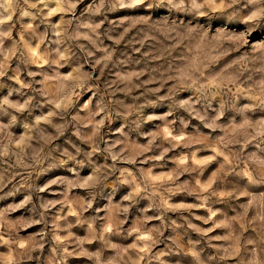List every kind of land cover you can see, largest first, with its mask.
Here are the masks:
<instances>
[{"label":"clouds","instance_id":"9594fccd","mask_svg":"<svg viewBox=\"0 0 264 264\" xmlns=\"http://www.w3.org/2000/svg\"><path fill=\"white\" fill-rule=\"evenodd\" d=\"M258 32L264 0H0V264H264V44L250 85L151 65Z\"/></svg>","mask_w":264,"mask_h":264},{"label":"rangeland","instance_id":"374dc122","mask_svg":"<svg viewBox=\"0 0 264 264\" xmlns=\"http://www.w3.org/2000/svg\"><path fill=\"white\" fill-rule=\"evenodd\" d=\"M88 2V0H86ZM83 6L81 7L82 10ZM159 15V13L157 14ZM135 30H133L132 33L129 34V39L134 36ZM212 37L209 36L207 39L204 38H196L193 41L194 47L190 51L187 47H184L183 45L179 47H173L171 42H165L162 47L158 49V51L161 54V58L151 61V65L153 67L159 66L161 64L164 65V69H167L168 67L172 65L176 66H183L185 63H187L189 60H191L193 66L199 65L201 62H207L209 64V70L212 71L214 74L222 75L231 77L236 74H241V78L246 80L248 84L250 85L253 81L259 82L262 78V74L257 71L262 65L260 61H254L252 60V57L254 55H258L254 53V48L257 44H264V33H257L252 37L253 44L252 46L244 49V50H232L229 51L227 55H224L220 57V59H215L217 55H219L218 52L213 50V46L209 43V40H211ZM121 48L124 49L125 46L121 45ZM147 49H141V51H146ZM170 50V51H169ZM137 59H139V53L134 54ZM155 86V85H151ZM157 112L163 113L166 111V109H157ZM198 122L193 121V124H196ZM149 129L153 128V125H148ZM114 138V137H113ZM171 155V154H170ZM219 167L218 165L215 166L212 171H215V168ZM208 177H211V172L208 173ZM49 179L51 177H48ZM23 179V176H17L16 179L13 181V184H18ZM12 184L9 185L8 189L5 191H9L12 189ZM20 197H17L15 199H6V200H0V209L8 207L12 203L18 202ZM243 199V198H242ZM176 202H194L192 197H186L181 196L179 197ZM199 215H204L205 213L200 212ZM20 213H14L13 216L18 217ZM196 223H199L198 221H195ZM39 231V228H29L26 232L23 233L24 236H30L34 234L35 232ZM78 235H85L84 231L82 229H74L73 230ZM171 230L166 232L165 236L171 235ZM193 238H198L195 236V233L192 234ZM186 244V239L183 241ZM169 241H165V243H162L157 246L155 251H167ZM93 247V246H89ZM210 251V250H209ZM54 255L51 243L45 246L44 255L42 256V262L43 264H52L51 258ZM166 260L170 262V264H189L188 257H184L183 253H181L179 256L175 253H170L168 257H165ZM67 264H89V262L84 258H77V257H71L68 259Z\"/></svg>","mask_w":264,"mask_h":264}]
</instances>
